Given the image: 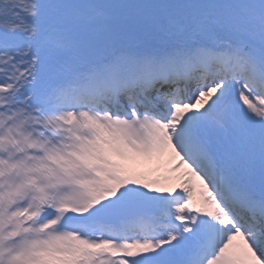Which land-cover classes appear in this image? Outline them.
Listing matches in <instances>:
<instances>
[{"label":"snow or ice","instance_id":"snow-or-ice-1","mask_svg":"<svg viewBox=\"0 0 264 264\" xmlns=\"http://www.w3.org/2000/svg\"><path fill=\"white\" fill-rule=\"evenodd\" d=\"M0 264H264V0H0Z\"/></svg>","mask_w":264,"mask_h":264}]
</instances>
